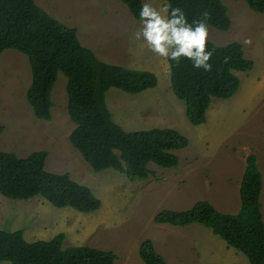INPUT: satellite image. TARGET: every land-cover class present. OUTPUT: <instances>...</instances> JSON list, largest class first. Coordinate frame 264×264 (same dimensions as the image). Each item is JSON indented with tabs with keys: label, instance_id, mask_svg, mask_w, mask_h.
I'll return each mask as SVG.
<instances>
[{
	"label": "rangeland",
	"instance_id": "374dc122",
	"mask_svg": "<svg viewBox=\"0 0 264 264\" xmlns=\"http://www.w3.org/2000/svg\"><path fill=\"white\" fill-rule=\"evenodd\" d=\"M220 1L227 8L230 26L225 32L208 27L207 41L216 46L239 43L253 67L235 72L240 81L235 95L213 99L205 123L192 126L184 102L171 91L167 59L148 50L142 38H134L140 20L121 2L35 0L52 18L76 29L79 42L100 61L156 76L157 86L139 94L107 91L105 103L115 124L127 132L174 129L186 137L188 146L175 153L176 168L149 164L152 173L145 181L130 182L111 169L94 172L69 142L74 124L66 109V78L59 73L52 89L50 120L37 119L26 100L31 82L28 59L6 50L0 55V150L20 158L45 151L47 172L68 174L89 188L101 206L85 214L55 208L41 197L17 201L0 195L1 230H21L28 242L47 241L61 233L63 247L112 251L117 257L113 264H143L138 248L147 239L166 264H250L201 225L176 227L153 221L163 210L185 211L198 201L223 214L236 213L245 158L253 154L263 179L264 222V14L252 12L242 0ZM141 2L157 10L167 5L166 0Z\"/></svg>",
	"mask_w": 264,
	"mask_h": 264
},
{
	"label": "trees",
	"instance_id": "16d2710c",
	"mask_svg": "<svg viewBox=\"0 0 264 264\" xmlns=\"http://www.w3.org/2000/svg\"><path fill=\"white\" fill-rule=\"evenodd\" d=\"M118 1L140 20L141 0ZM242 1L252 12L264 14V0ZM166 4L182 9L189 24L204 20L207 27L218 31L229 29L227 8L220 0H166ZM6 50H15L28 59L31 82L26 100L37 119L50 120L52 89L59 73L66 78V109L74 124L69 142L94 172L111 169L125 174L130 182H141L152 173L149 164L164 169L178 167L175 153L188 146L186 137L170 128L124 131L112 121L105 103L111 88L130 95L155 88L157 78L152 72L100 61L79 42L76 29L52 18L35 0H0V55ZM206 50L212 52L208 61L211 71L193 67V62L183 56L179 64L167 59L171 91L184 102L192 126L205 123L213 99L227 100L235 95L240 83L235 72L244 73L253 67L239 43L216 46L207 41ZM2 131L0 126V134ZM46 157L45 151L20 158L0 150V195L17 201L41 197L55 208L85 214L97 211L101 202L91 190L68 174L47 172ZM262 189L257 158L249 154L236 213L223 214L210 203L198 201L185 211L163 210L153 221L176 227L201 225L244 255L250 264H264ZM63 241L60 233L47 241L28 242L21 230L0 229V263L113 264L117 258L112 251L88 246L63 247ZM138 255L143 264H166L149 239L140 243Z\"/></svg>",
	"mask_w": 264,
	"mask_h": 264
},
{
	"label": "clouds",
	"instance_id": "9594fccd",
	"mask_svg": "<svg viewBox=\"0 0 264 264\" xmlns=\"http://www.w3.org/2000/svg\"><path fill=\"white\" fill-rule=\"evenodd\" d=\"M170 8V5H164L157 10L150 3H143L139 12L141 27L135 31L134 38H142L148 50L159 57L179 64L183 56L193 62V67L211 71L212 66L208 61L212 52L206 50L207 24L204 20L189 24L179 7L171 8L169 18L167 13ZM204 16L207 18L208 14L205 13Z\"/></svg>",
	"mask_w": 264,
	"mask_h": 264
},
{
	"label": "crops",
	"instance_id": "0c3cea01",
	"mask_svg": "<svg viewBox=\"0 0 264 264\" xmlns=\"http://www.w3.org/2000/svg\"><path fill=\"white\" fill-rule=\"evenodd\" d=\"M10 232H13V231H10Z\"/></svg>",
	"mask_w": 264,
	"mask_h": 264
}]
</instances>
